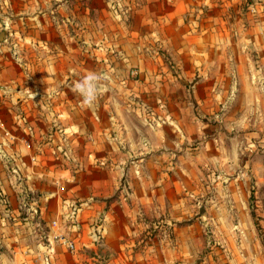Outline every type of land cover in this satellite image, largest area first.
<instances>
[{
    "label": "rangeland",
    "instance_id": "374dc122",
    "mask_svg": "<svg viewBox=\"0 0 264 264\" xmlns=\"http://www.w3.org/2000/svg\"><path fill=\"white\" fill-rule=\"evenodd\" d=\"M57 1L54 32L48 10L46 28L37 32L30 21L38 10L22 14L0 0V55L16 78L31 36L53 33L70 43L78 73L89 64L102 75L109 140L124 135L112 139L117 159H94L113 167V192L87 202L86 190L73 187L79 195L57 221L74 242L76 264H264V39L256 29L249 40L246 27L247 16L259 27L262 3L237 0L234 9L227 0H191L181 10L178 0H32L44 8ZM18 19L11 33L5 29V21ZM99 145L96 155L106 147ZM59 154L55 170L64 166L76 176L88 166L84 150L74 159ZM20 189L21 197L16 192L1 207L0 264H19L12 248L48 244L42 193L24 181ZM5 224L14 235L7 241Z\"/></svg>",
    "mask_w": 264,
    "mask_h": 264
},
{
    "label": "crops",
    "instance_id": "0c3cea01",
    "mask_svg": "<svg viewBox=\"0 0 264 264\" xmlns=\"http://www.w3.org/2000/svg\"><path fill=\"white\" fill-rule=\"evenodd\" d=\"M5 1L6 8L15 7L21 10L22 14L35 15L33 9L38 10L36 16L32 18L33 21H30L31 27L37 32L46 28L44 19H50L48 14H44L45 10L51 11L50 29L54 32V14L59 12L60 2L57 1V4L48 2L44 8L43 3L38 6L32 0H19V7L16 8L12 0ZM44 1L47 2V0ZM188 1L191 0H178L174 6L176 9H186L189 6ZM196 1L199 4V0ZM235 1L237 0H227L224 6H234ZM259 1L262 3L256 7L259 8L256 12L260 16L257 22L259 27L252 20L249 21L248 16L246 18L247 32H250L249 40L252 39V31L256 29L261 32L264 39V0ZM234 9H236L235 6ZM30 17L23 16L20 19L28 20ZM20 19L14 22L10 20L9 23L5 21V29H10L11 33V29L20 24ZM21 23L24 22L21 21ZM36 26H39L38 29ZM54 36L53 33L50 37L43 36L40 32L37 36H31L32 39L27 44H23V64L19 65L21 77L13 78L15 77L12 75L15 73L13 66L9 67L8 58L3 59L0 55V196L4 195V199L0 198V222L4 221L7 216V209L1 210V207L11 205L16 192L21 197L20 187L24 181L29 190L42 193L38 196V208L42 220L48 227L45 235L47 245L40 244L34 248L21 246L12 248L14 255H19L21 258L18 261L19 264H76L75 255H71L73 252H69L50 237L54 230L51 222L60 221V217L68 216L70 212L68 202L79 195L78 192L73 191V187L77 186L86 190L85 200L87 202L101 193L113 192L114 185L110 182L111 178L110 181L108 178V175L115 174L111 172L113 167L107 169L99 167L94 159H111V157L117 159L119 152L114 156L115 153L112 150L115 147L119 149V147L113 140L124 136L121 132H117L114 139L110 138L113 139L112 141L108 138L111 136L108 135L106 127L110 126L111 122L106 110L107 108L109 110L110 103L107 102L108 95L104 87L97 86V96L91 105H85L83 97L78 92L72 91L74 87L72 82H76L78 77L82 76L84 79L89 74L95 73L89 70V64H85L79 74L80 69L78 68L81 65L77 68L76 56L71 53V44H63L59 37ZM62 46L67 48L62 50ZM72 71L79 76L71 78L76 74ZM64 83L69 84L70 88L64 87L62 85ZM112 106L115 107V104ZM121 118L117 116L115 120ZM99 143L102 148L106 147L99 155H96L94 147ZM83 150L86 157L88 156V166L84 168V172L71 176L67 167L62 166L56 170L50 167L53 161L61 164V161L57 159L60 152L66 158L71 156L74 159ZM17 178L20 179L18 184L15 181ZM64 191L65 194H62ZM61 194L64 200H61ZM44 207H47L45 215H43ZM28 209L31 210L33 207ZM31 215L32 212H29V216ZM0 225L2 227V224ZM6 225L1 228V232H4L1 236L3 235L5 241L14 238L13 228L6 227ZM107 243L113 248L117 247V242L114 240L107 241ZM85 244L86 246L91 245L90 242ZM17 260L18 258L16 262ZM12 262L5 260V264Z\"/></svg>",
    "mask_w": 264,
    "mask_h": 264
},
{
    "label": "clouds",
    "instance_id": "9594fccd",
    "mask_svg": "<svg viewBox=\"0 0 264 264\" xmlns=\"http://www.w3.org/2000/svg\"><path fill=\"white\" fill-rule=\"evenodd\" d=\"M101 79L96 74H89L82 81L77 82L72 91L78 92L83 97V103L85 105H91L96 99L98 88L97 83Z\"/></svg>",
    "mask_w": 264,
    "mask_h": 264
},
{
    "label": "built area",
    "instance_id": "2783aa9c",
    "mask_svg": "<svg viewBox=\"0 0 264 264\" xmlns=\"http://www.w3.org/2000/svg\"><path fill=\"white\" fill-rule=\"evenodd\" d=\"M251 1H253V0H251ZM51 225L54 228L53 232L51 233V238L53 240H56L60 244L64 245L68 251H73L74 250V242L72 241V239H70V237L68 238V237L64 236L61 232H59L57 221L53 220L51 222Z\"/></svg>",
    "mask_w": 264,
    "mask_h": 264
}]
</instances>
